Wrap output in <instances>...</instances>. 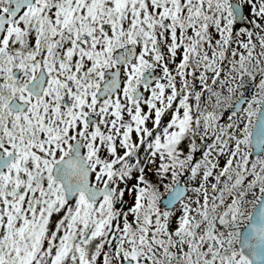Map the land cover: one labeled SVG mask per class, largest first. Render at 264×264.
Returning a JSON list of instances; mask_svg holds the SVG:
<instances>
[{
  "label": "snow or ice",
  "instance_id": "1",
  "mask_svg": "<svg viewBox=\"0 0 264 264\" xmlns=\"http://www.w3.org/2000/svg\"><path fill=\"white\" fill-rule=\"evenodd\" d=\"M0 264H264V0H0Z\"/></svg>",
  "mask_w": 264,
  "mask_h": 264
}]
</instances>
